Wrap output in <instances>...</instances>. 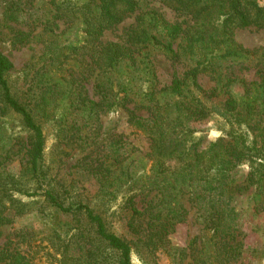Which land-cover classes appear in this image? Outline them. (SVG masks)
<instances>
[{"label": "trees", "instance_id": "16d2710c", "mask_svg": "<svg viewBox=\"0 0 264 264\" xmlns=\"http://www.w3.org/2000/svg\"><path fill=\"white\" fill-rule=\"evenodd\" d=\"M142 1L43 0L33 12L29 0L6 1L7 21L28 19L42 27L43 36L64 20L80 28L82 40L63 54L50 44L49 63L30 87L32 95L24 98L14 90L13 65L0 51V239L3 222L34 213L46 221L42 231L18 232L14 247L12 242L0 245V264H34L47 248L35 244L37 235L49 244L48 256L51 249L59 255V264H133L134 253L147 263L157 251H167V237L185 222L184 200L220 240L235 242L236 203L264 179V48L245 50L233 34L250 27L264 31V5L257 0H158L189 18L191 25L183 28L142 8ZM130 17L134 21L123 38L103 40ZM155 49L186 64L165 89H157L150 67ZM247 61L254 63L258 81L242 80L238 98L231 70ZM200 76L213 82L210 90L202 88ZM90 81L98 101L85 88ZM114 108L147 137L149 169L135 164L131 155L138 151L121 138L105 147L93 144L76 165L92 179L101 208L129 239L108 230L105 213L57 180L45 164L46 123L68 142L83 144L82 130ZM213 115L223 121L227 140L203 146L192 125ZM15 162L18 173L9 169ZM244 163L249 171L238 181L234 171Z\"/></svg>", "mask_w": 264, "mask_h": 264}, {"label": "rangeland", "instance_id": "374dc122", "mask_svg": "<svg viewBox=\"0 0 264 264\" xmlns=\"http://www.w3.org/2000/svg\"><path fill=\"white\" fill-rule=\"evenodd\" d=\"M6 1L8 0H0V51L13 65L10 81L14 90L24 98V96L32 95L33 91L30 87L40 79V75H43L49 63L51 51L48 46L51 44V49L62 48V54L66 53L68 47L81 42L82 33L78 26L71 25L64 20H57L56 26H52V33L48 32L41 36L42 27L32 24L28 19H22L19 22L7 21L3 15ZM29 1L30 6L27 5V7L31 8L30 12H33L34 5L39 8L43 0ZM257 1L260 5H264V0ZM141 4L146 10H155L169 23L180 24L183 28L191 25L187 16L174 12L158 0H143ZM133 21V17L125 19L114 30L106 32L103 40L116 42L121 37L123 38L125 29ZM233 38L235 43L245 50L264 48V31L262 30L251 27L236 30ZM149 57L158 90L167 88L174 74L181 76L187 70L184 62H172L159 50H153ZM71 63L75 64L74 61ZM253 66L254 63L247 61L242 66L232 68L233 78H237L232 88L236 97L243 95L242 80L246 83L258 81L256 69ZM92 82L90 81L85 88L89 91L90 97L98 101L99 96L94 95ZM199 83L204 90H210L214 85L206 76H200ZM132 108L133 105H128V109ZM9 125H11L12 133L19 132L14 123L11 122ZM192 128L195 138L202 140L203 146L214 143L219 138L227 140L223 121L214 115L200 123L193 124ZM43 129L46 140L45 164L49 167L51 174L57 180L70 185L73 193L79 194L101 214L104 208H101L100 199L95 198L96 186L91 178L82 175L78 170L80 167L76 165L84 155L95 148L93 144L98 143L97 146L105 147L111 140L121 138L138 151L137 154L131 155L135 164L141 163V165H146V170L149 169V163L144 157L149 148V141L145 134L128 124L126 113L122 109L114 108L110 112H102L98 122L82 130L83 137H87V142L83 144L65 140L62 134H57L53 123H46ZM9 169L13 173H18L20 171L19 162L12 163ZM248 171V165L241 164L234 171L235 178L242 181ZM183 203L188 213L185 222L177 225L172 234L167 237V251H157L151 259L147 260V263L140 261L134 253L132 255L133 264H264V179L254 190H249L243 197H240L236 203L235 213L238 216L234 225L236 228L234 230L235 242H230V239L225 237L220 240L219 235L213 234V231L205 226L203 220L198 218L195 209H191L186 200ZM104 213L105 215L102 214V216L105 217L108 230L129 239L125 229L116 222V218L111 217L110 212ZM44 223L46 221L44 222L36 213L16 218L10 222H3L1 228L3 238L0 239V245L12 242L11 247H14L18 232L29 229H34L36 232L42 231ZM36 237L35 244H42L47 248L39 251L34 264H59V255H56L52 249L49 251L52 255L46 254L50 246L42 235ZM223 242L234 248L223 250L221 245ZM236 242L241 245L237 246ZM17 246L21 250L24 248ZM225 256H227L226 260L222 258Z\"/></svg>", "mask_w": 264, "mask_h": 264}]
</instances>
